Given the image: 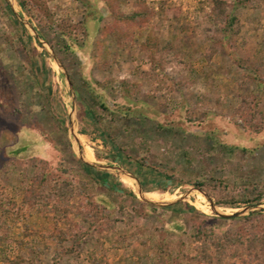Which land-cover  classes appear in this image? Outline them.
<instances>
[{
    "label": "rangeland",
    "instance_id": "374dc122",
    "mask_svg": "<svg viewBox=\"0 0 264 264\" xmlns=\"http://www.w3.org/2000/svg\"><path fill=\"white\" fill-rule=\"evenodd\" d=\"M9 1L13 8L0 0V190L23 215L4 227L9 261L198 264L193 229L236 233L244 218L264 214V196L217 204L227 191H264V0H219L222 12L211 0H39L30 10L36 18ZM84 153L142 181L144 193L167 194L161 203L170 204L143 201L117 170L87 172ZM35 179L36 197L48 200L41 212L23 199ZM95 179L134 196H113L108 217L98 198L111 193ZM65 182L73 210L59 228L87 227L88 213L105 216L102 230L74 246L60 242L52 220L50 194ZM209 200L224 214L249 208L221 221Z\"/></svg>",
    "mask_w": 264,
    "mask_h": 264
},
{
    "label": "trees",
    "instance_id": "16d2710c",
    "mask_svg": "<svg viewBox=\"0 0 264 264\" xmlns=\"http://www.w3.org/2000/svg\"><path fill=\"white\" fill-rule=\"evenodd\" d=\"M39 0H18L19 5L25 9L27 12H30L31 8L33 6H36V2ZM42 1V0H41ZM213 8L216 9L218 12H222L225 10L224 2L219 0H211ZM31 16L34 18L37 17V13L30 12ZM142 13L141 12H135L133 14V17H131L132 21L139 22V19H141ZM97 15L96 18L97 19ZM98 20V19H97ZM236 22V19H232L229 26H232L233 22ZM62 39H65L64 37H61ZM224 41H227L228 38H231L230 34H228L227 30H224ZM68 45H66L67 48ZM99 100L101 101L99 103V106L103 108L104 110H107L106 105L99 97ZM83 114L90 118L91 120L95 121V115L92 110H82ZM117 113L123 114V109H119ZM139 115V114H138ZM140 118V117H139ZM157 127H161V125H158ZM227 147V150H230V146ZM90 159L94 160V157H90ZM140 163V162H139ZM142 163H140L141 165ZM84 169L87 172H90L92 169L85 165ZM39 179V178H38ZM170 179V178H169ZM36 179L32 182V188L28 191L24 190V201L29 203V206L31 208H35V210H38V212H41L38 208L39 206H44L46 203V207L48 204L47 198L42 195L39 198L36 197V194L40 191H38L36 194L34 190H36ZM96 185L103 186L107 189L109 193H111L110 196H99L98 198V204L103 206V208L107 211V216H111L115 212V203L113 201V196L119 202H121L124 199L125 195H129L133 197L134 195L132 193L127 194L124 188L121 185H108L106 183H101L99 180H94ZM141 187L145 190L146 184L140 181ZM197 184L202 187L200 183L197 182ZM40 186V183H39ZM58 187L53 189L52 194V200L53 202H56L53 206V212L54 216L52 217V220L54 222V227L56 234L58 235V238L60 239V242L63 244L65 241H69L72 246L78 245V242L81 238H87L88 236L92 235V232L97 231V228L99 227V230H102V222L105 216L101 215V213L95 212L94 214L88 213L85 214L83 217V221L86 222L88 225L87 227H82L79 224L75 222L70 221V225L66 227L65 229H61L58 227V222H61V220L66 219L67 215L72 212L73 207H71L68 203L65 202L64 199H67L69 196H71L72 188L70 183H61L57 185ZM84 187V185L82 184ZM80 188V187H79ZM227 191V190H226ZM78 192V191H77ZM251 191L248 195L240 194L238 196L233 195L230 191H227L223 194L222 197H217V204H224L226 206L230 207H237L240 204L246 205L255 201H258L262 196H264V191ZM253 194V195H252ZM37 195V196H38ZM252 196V197H251ZM42 199V200H41ZM43 203V204H42ZM42 204V205H41ZM68 204V205H67ZM13 205V201L11 198H9L7 195H5L0 190V260H3L5 262H8V264H21L22 258L20 256L14 257L12 261H9L8 257L5 255V248L11 243L10 238L6 235L5 226L8 220H12L13 217L23 216L21 214L22 209H16L14 212L11 209V206ZM119 208H122V204ZM218 220L221 221H231L234 220V218H224L220 217ZM243 221L245 222V226L241 229L240 232H232L228 230H225L220 234L218 232L215 233V225H210L212 227H209L210 229L206 227H196V229H193L191 235L189 236L190 240L195 244V255L193 257V260L195 263L198 264H236L234 261H231L233 258L238 259L241 261V264H264V214L257 213L255 215H249L248 217L244 218ZM17 246L20 248V250H23V248L27 245L23 240H17L16 241ZM33 250V249H32ZM71 251H73L71 248H65L63 253L70 254ZM33 252V251H32ZM158 255L159 261H164V257L168 254V251L166 247L160 246L158 247L156 251ZM33 259H31V262Z\"/></svg>",
    "mask_w": 264,
    "mask_h": 264
},
{
    "label": "water",
    "instance_id": "95a60500",
    "mask_svg": "<svg viewBox=\"0 0 264 264\" xmlns=\"http://www.w3.org/2000/svg\"><path fill=\"white\" fill-rule=\"evenodd\" d=\"M7 1L9 2L10 7L13 8V5L10 3V1H9V0H7ZM35 37H36V36H35ZM37 39H38V37H37ZM38 41H40V40L38 39ZM40 42H41V41H40ZM54 62H55V64H56L59 68H61V66H60V64L58 63V61H56V60L54 59ZM81 161H82L85 165H87V166L96 167V168H100V169H104V170H107V169H109V170H117L119 173H121V174H123V175H125V176H127V177H129V178H131L132 181H135V178H134L133 176H131L129 173H127V172H125V171H122L121 169H118L117 167H114V166H103V165H99V164H97V163H93V162L87 161V160H85V159H83V158H81ZM134 185H135V191L139 194V197H140L141 199H143V201L148 202V203L153 204V205H160V206H167V205L170 204V203H163V202H162V203H161V202H160V203H159V202H154V201H150V200L146 199L145 197H143V193H144V192L142 191L139 182H138V181H135V182H134ZM209 203H210V205H211L212 210H213V211H214L219 217H224V218L237 217V216L243 214V213L249 208V207H246L245 209H243V210H241V211H236V212H234V213H232V214H224V213H220V212L217 211V209H216V207H215V204H214L211 200H209Z\"/></svg>",
    "mask_w": 264,
    "mask_h": 264
},
{
    "label": "bare ground",
    "instance_id": "6f19581e",
    "mask_svg": "<svg viewBox=\"0 0 264 264\" xmlns=\"http://www.w3.org/2000/svg\"><path fill=\"white\" fill-rule=\"evenodd\" d=\"M54 67H55V66H54ZM83 155H85V153H84ZM85 158H86L87 161H90V162H95V161H97L96 159H94V160L89 159V157H87L86 155H85ZM96 163H97V162H96ZM100 163H102V162H100ZM120 175H121V174H120ZM124 179L126 180L127 184H126V182H125ZM121 181H122V183H123L125 186H127V187L132 188V185H133L134 190H135V185L133 184V181H132L131 178H129V177H127V176H122ZM130 188H129V189H130ZM167 193H168V192H167ZM143 197H145L146 199H148V200H150V201H154V202H161L162 200H164V201H169V200H171V199H169V197H168L167 194H159V193H157V192L143 193ZM162 197H164V198H162ZM156 198H160V199H156Z\"/></svg>",
    "mask_w": 264,
    "mask_h": 264
}]
</instances>
